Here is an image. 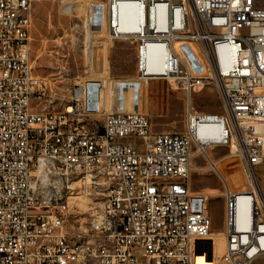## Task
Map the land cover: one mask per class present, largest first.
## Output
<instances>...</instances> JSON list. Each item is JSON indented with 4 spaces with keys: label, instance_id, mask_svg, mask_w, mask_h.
<instances>
[{
    "label": "built area",
    "instance_id": "1",
    "mask_svg": "<svg viewBox=\"0 0 264 264\" xmlns=\"http://www.w3.org/2000/svg\"><path fill=\"white\" fill-rule=\"evenodd\" d=\"M92 2L101 4L99 41L134 44L137 74L112 77L97 44V75L62 110L45 111L32 73L31 0H0V264H257L264 0ZM154 79L185 94L184 132L152 134L142 94ZM210 83L220 112L193 106V94ZM213 146L240 147V158L230 155L243 187L208 156ZM197 154L223 184L224 231L212 230L211 197L191 187ZM70 215L79 217L68 224Z\"/></svg>",
    "mask_w": 264,
    "mask_h": 264
},
{
    "label": "rangeland",
    "instance_id": "2",
    "mask_svg": "<svg viewBox=\"0 0 264 264\" xmlns=\"http://www.w3.org/2000/svg\"><path fill=\"white\" fill-rule=\"evenodd\" d=\"M94 0H31L30 11V56L32 73L42 85L43 97L39 108L45 111H59L72 102L73 96L87 79L97 75L93 62L97 53L102 55L100 39L95 31L103 30V17L99 12L101 4ZM92 11V23L87 20ZM89 27L87 26V23ZM107 41V43H106ZM108 70L112 77H133L137 74L135 45L129 41L106 39ZM103 47V48H104ZM97 51V53H96ZM143 110L152 123V134L160 132H184L187 101L182 90L170 79H154L143 90ZM195 109L206 112H220L222 102L214 83L206 85L193 94ZM101 127L103 116L97 117ZM235 146H213L208 155L218 162L235 188L243 187L245 179L238 160L230 153ZM263 172V171H262ZM191 187L193 191L205 193L210 198L212 230L224 231L226 223V201L223 184L210 167L208 156L197 154L192 159ZM264 186V177H263ZM199 202V201H198ZM85 217L87 208H80ZM74 215L68 224L74 223ZM78 223H76L77 225ZM220 237V236H218ZM220 252L224 246L219 242ZM264 264V256L257 260Z\"/></svg>",
    "mask_w": 264,
    "mask_h": 264
},
{
    "label": "bare ground",
    "instance_id": "3",
    "mask_svg": "<svg viewBox=\"0 0 264 264\" xmlns=\"http://www.w3.org/2000/svg\"><path fill=\"white\" fill-rule=\"evenodd\" d=\"M236 148V150H233L231 153L234 155V156H236V157H239L240 158V147L238 146V147H235ZM209 156V155H208Z\"/></svg>",
    "mask_w": 264,
    "mask_h": 264
},
{
    "label": "crops",
    "instance_id": "4",
    "mask_svg": "<svg viewBox=\"0 0 264 264\" xmlns=\"http://www.w3.org/2000/svg\"><path fill=\"white\" fill-rule=\"evenodd\" d=\"M108 50H105V55H104V58H103V60H104V64H105V62H106V66L108 67V60H109V58H108Z\"/></svg>",
    "mask_w": 264,
    "mask_h": 264
}]
</instances>
